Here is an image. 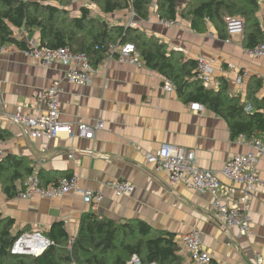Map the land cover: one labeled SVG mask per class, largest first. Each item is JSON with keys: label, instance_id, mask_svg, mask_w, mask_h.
Masks as SVG:
<instances>
[{"label": "crops", "instance_id": "crops-1", "mask_svg": "<svg viewBox=\"0 0 264 264\" xmlns=\"http://www.w3.org/2000/svg\"><path fill=\"white\" fill-rule=\"evenodd\" d=\"M186 3L187 0L180 1L178 9L182 10ZM258 4L256 16L264 35V0H258ZM95 8L98 16L100 12ZM156 8L152 3L146 20L137 18L130 9L107 15L105 19L117 26L130 27L135 23L134 28L156 37L168 50L181 52L186 60H195L197 75L198 58L209 62L213 75L209 88L203 84L206 89L216 90L219 80L224 78L229 94L243 101L248 87L260 81L256 96L264 97V57L247 56L245 33L221 39L212 24L208 23L203 33H197L180 17L176 20L177 28H164L154 21L147 23L154 14L158 17ZM75 13L78 16V9ZM13 35L27 47L39 45L35 29L14 30ZM92 67V84L77 86L67 82L66 68L62 65L44 68L14 45L0 46V129L8 134L0 142V150L20 164L17 166L20 174L25 175L29 168L41 173L44 186L76 176L79 188L101 190L103 194L101 203L92 206L72 192L55 199L37 195L28 200L8 198L0 186L1 216L15 221V231L26 230L25 234L37 233L45 239L54 223L63 222L70 241L76 238L85 214L117 224L142 222L154 233L173 237L175 243L181 236L197 230L202 236V249L211 257L210 264H264V158L256 165L260 183L250 202V234L239 236L236 230H226L215 220L209 194L191 190L184 184L171 185L165 174L153 172L145 154L156 152L163 145L183 148L194 154L199 170L215 173L228 189L233 185L221 176V170L233 155L250 151L244 141L239 136L233 137L226 121L204 106L185 103L176 90L165 92L163 85L168 79L147 67L139 54L136 64L106 54ZM238 77L240 85L236 84ZM52 86L59 89L62 122L103 125L95 130L92 140L65 135L33 140L24 136L20 126L6 120L18 109L33 117L45 111L46 106L39 98ZM195 105L201 109L197 110ZM10 166L13 171L15 166ZM116 181L131 183L134 192L116 198L111 189L103 187L105 182ZM25 182L16 181V188H23ZM233 187L237 192L241 189ZM180 257L181 264H186L185 257Z\"/></svg>", "mask_w": 264, "mask_h": 264}, {"label": "trees", "instance_id": "trees-1", "mask_svg": "<svg viewBox=\"0 0 264 264\" xmlns=\"http://www.w3.org/2000/svg\"><path fill=\"white\" fill-rule=\"evenodd\" d=\"M80 1L78 5L75 0H0V46L27 49L25 43L14 38V30L35 29L39 33V46L69 47L75 53L86 54L93 66L106 57L110 45L132 44L142 62L171 81L185 103H198L223 118L233 137L256 136L264 142V97L256 96L261 88L260 81L248 87L243 101L229 94L224 78L219 80L216 90L206 89L198 79L195 60H186L181 52L168 50L156 37L140 29L113 25L105 19L107 15L130 9L137 18L146 20L150 6L155 3L159 18L177 20L180 17L197 33H203L209 23L221 39H226V18H240L245 22V48L252 49L264 42L256 16L258 0H187L182 10L178 9L182 0ZM83 1L96 7L101 17L93 15L92 8ZM75 9H78V16H73ZM248 104L252 113L245 112ZM7 138L8 134L0 129V142ZM12 164L13 171L10 170ZM18 165L11 156L0 157V186L8 198L15 197L23 189H17L15 182L27 181L34 172L29 168L22 175ZM37 176L44 186V177L39 172ZM25 233L26 230L15 231V221L0 214V264H128L133 256L141 264H181L174 238L154 233L142 222L117 224L85 214L71 242L64 223L56 222L46 233L50 246L39 255L12 254L14 242Z\"/></svg>", "mask_w": 264, "mask_h": 264}, {"label": "built area", "instance_id": "built-area-1", "mask_svg": "<svg viewBox=\"0 0 264 264\" xmlns=\"http://www.w3.org/2000/svg\"><path fill=\"white\" fill-rule=\"evenodd\" d=\"M152 21L164 28H177L179 26L176 20L160 19L155 14L147 20V23ZM225 23L230 37L244 34L245 23L243 20L228 17ZM130 27L137 26L135 23H131ZM245 51L247 56L253 58L264 57V43ZM21 53L31 60L38 61L44 68L53 64L62 65L66 68L65 78L70 84L77 86H90L92 84L94 70L90 59L84 53H75L69 47L50 49L39 45H31L27 49H21ZM107 56L118 57L121 62L130 64L138 62V54L132 44L110 45ZM197 71L199 79L205 87L209 88L213 75V69L209 62L201 57L198 58ZM236 84H241V77L236 79ZM163 89L165 92H172L175 87L171 81L167 80ZM58 92V87L52 86L41 94L39 101L44 103L46 108L38 115L33 117L23 114L21 109H18L14 114L8 115L6 120L11 124L20 126L24 136L33 140L41 137L52 139L63 135L69 138L77 136L85 140H92L95 130L102 129L103 125L98 123L92 127L85 123L62 122L60 120V104L57 99ZM195 107L197 110L201 109L198 105ZM245 112L252 113L250 104L245 107ZM239 138L250 148V151L245 155H233L224 163L221 170V176L224 179L233 186H241L238 192L233 186L226 189L215 173L199 170L194 154L183 148L163 145L156 152L146 153L145 158L148 164L152 166L153 172L165 174L171 185L184 184L191 190L209 194L213 199L214 218L220 226L226 230H236L239 236H248L251 227L250 202L253 199L256 186L260 183L256 174V165L260 158H264V142L255 136L240 135ZM3 155V151L0 150V157ZM72 157L69 155V158ZM103 187L111 189L116 198L130 196L134 192V186L126 181L105 182ZM70 192L81 195L86 205L98 206L103 200L101 190L93 192L79 188L76 176L61 178L55 184L42 186L36 172L31 174L15 198L28 200L37 195L47 199H55L62 198ZM237 194L238 196H236ZM50 244V241L40 234H23L15 241L11 252L15 255L37 256ZM176 244L179 248L178 253L185 257L186 264H210L211 257L202 249V236L197 230H192L189 234L181 236ZM128 264H141V262L136 256H133Z\"/></svg>", "mask_w": 264, "mask_h": 264}, {"label": "rangeland", "instance_id": "rangeland-1", "mask_svg": "<svg viewBox=\"0 0 264 264\" xmlns=\"http://www.w3.org/2000/svg\"><path fill=\"white\" fill-rule=\"evenodd\" d=\"M75 2H76L78 5L81 3L80 0H75ZM82 3L85 4L86 1H83ZM78 5H77V6H78ZM81 5H82V4H81ZM86 5H89V4L87 3ZM89 6H90V7L92 8V10H93V11H92V14H93V15H97V13L94 11V8H95V7H93L92 5H89ZM95 9H96V8H95ZM74 15H76V13H75ZM74 15H73V16H74ZM99 15H100V13L98 14V17H101V16H99Z\"/></svg>", "mask_w": 264, "mask_h": 264}, {"label": "bare ground", "instance_id": "bare-ground-1", "mask_svg": "<svg viewBox=\"0 0 264 264\" xmlns=\"http://www.w3.org/2000/svg\"><path fill=\"white\" fill-rule=\"evenodd\" d=\"M139 54V53H138ZM15 243V242H14ZM33 247H34V245H32ZM27 256H29V255H27Z\"/></svg>", "mask_w": 264, "mask_h": 264}]
</instances>
